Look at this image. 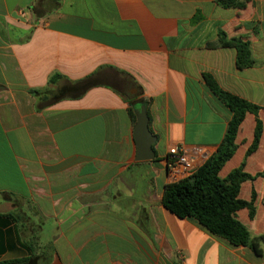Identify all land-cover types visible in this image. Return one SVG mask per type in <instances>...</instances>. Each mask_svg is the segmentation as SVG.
<instances>
[{
    "label": "crops",
    "instance_id": "obj_1",
    "mask_svg": "<svg viewBox=\"0 0 264 264\" xmlns=\"http://www.w3.org/2000/svg\"><path fill=\"white\" fill-rule=\"evenodd\" d=\"M250 43L238 69L220 32ZM261 108L263 135L245 171H264V0L243 10L215 0H0V263L264 264L162 202L166 156L221 145L231 111L204 80ZM145 105L155 159L136 161L131 110ZM137 120V119H136ZM248 114L241 165L254 140ZM264 234V177L243 184ZM32 248H31V246Z\"/></svg>",
    "mask_w": 264,
    "mask_h": 264
},
{
    "label": "trees",
    "instance_id": "obj_2",
    "mask_svg": "<svg viewBox=\"0 0 264 264\" xmlns=\"http://www.w3.org/2000/svg\"><path fill=\"white\" fill-rule=\"evenodd\" d=\"M251 0H215L222 8L243 10ZM220 46L237 51V68L242 70L255 65L250 43L243 37L228 38L220 32ZM204 80L215 96L231 111L225 137L216 153L211 155L197 171L184 180L166 185L163 193L164 207L177 217L195 220L211 234L224 239L232 246L249 248L257 256L264 254V234L253 236L248 227L238 218V212L248 210L249 217L256 216L255 193L250 201L240 195L244 183L264 177V171L251 175L245 171L247 158L259 148L263 135V123L259 119L261 108L233 94L223 91L211 75L204 74ZM248 114L256 117L254 140L241 165L226 176L223 170L237 153V136ZM136 123V115L131 110ZM31 246V245H30ZM32 248V246H31ZM36 251L31 257L0 264H40Z\"/></svg>",
    "mask_w": 264,
    "mask_h": 264
},
{
    "label": "built area",
    "instance_id": "obj_3",
    "mask_svg": "<svg viewBox=\"0 0 264 264\" xmlns=\"http://www.w3.org/2000/svg\"><path fill=\"white\" fill-rule=\"evenodd\" d=\"M208 158V152L202 147L178 145L171 148L166 156L168 181L176 183L189 178Z\"/></svg>",
    "mask_w": 264,
    "mask_h": 264
},
{
    "label": "water",
    "instance_id": "obj_4",
    "mask_svg": "<svg viewBox=\"0 0 264 264\" xmlns=\"http://www.w3.org/2000/svg\"><path fill=\"white\" fill-rule=\"evenodd\" d=\"M134 137L137 143L136 161H152L155 159L154 145L156 138L149 129V116L145 105L136 111Z\"/></svg>",
    "mask_w": 264,
    "mask_h": 264
}]
</instances>
